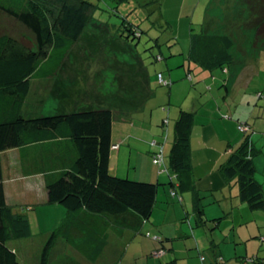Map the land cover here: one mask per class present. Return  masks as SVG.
<instances>
[{
    "label": "crops",
    "instance_id": "1",
    "mask_svg": "<svg viewBox=\"0 0 264 264\" xmlns=\"http://www.w3.org/2000/svg\"><path fill=\"white\" fill-rule=\"evenodd\" d=\"M201 1L159 0L157 12L161 24L174 25L176 31L171 28V33L175 38L188 40L192 28L188 14H191ZM211 1H206L205 5H210ZM183 19L185 21H182ZM180 43L183 45V42ZM115 44L123 45L127 51L133 49L126 42L119 41ZM186 50L188 46L187 42H184L182 53L177 55H184L185 60ZM69 51L71 52V49ZM70 52L58 69L64 82L62 79L57 81L53 79L48 96L54 91L57 95L71 100L70 96L74 92L63 89L66 86L64 84L66 79L71 77L66 71L73 67L70 68L67 63ZM253 53L254 49L247 55L251 58L250 54ZM171 56L174 55L168 57ZM246 58L241 60L244 61ZM184 60L171 57L165 60L164 67L161 66L163 69L166 68L163 76L171 81L168 102L167 105H162V109L156 114L153 110L150 111L147 120L132 119L128 115L130 112H136L138 117L144 118L142 113L147 106L146 99L153 93L150 89L151 78L138 60L136 69L145 80V94L139 98L130 97L125 101L121 99L117 108L110 107L121 113V116H116L111 124L108 162L110 173L120 175V172H126L125 176L128 178L158 182L159 186H163V190L160 191L158 187L152 212L140 228L135 231L121 228L119 233L111 230L102 253L95 263L90 264H264V210L252 209L242 201L234 180H228L220 169L221 164L229 160L244 139L243 132L237 129V124L242 122L241 106L244 97L239 98L233 109L231 102H227V97H224L222 102L217 98L212 101L210 97L203 100L205 96L201 95L199 85L198 91L193 90V76L196 75L194 69L202 68L192 61ZM203 70L206 71L202 69L197 74L198 82L208 84L209 90L213 85H220L218 69L216 72H213L216 69L211 70L210 74L204 73ZM227 75L228 78L223 80L225 87L227 83H233L237 76L234 74L231 77L229 71L221 70L219 78ZM208 78L211 80L206 83ZM156 82L158 83L157 76ZM202 88H205L204 85ZM172 89L176 90L174 98H171ZM178 89L185 90L184 95L180 96ZM262 96L261 93H255V103V97H259L257 99L259 100ZM251 100H248L247 104H250ZM256 106L258 105L254 106L251 114L256 110L259 113L256 118L260 121L250 123L246 118L243 122L250 126L249 140L255 167L254 178L260 183L264 196V110L257 109ZM68 110L59 111L63 113L78 109ZM181 110L194 114L190 132L188 174H174L169 170L174 120ZM127 119L129 121L125 122ZM117 121H121L122 126L130 127V130L117 133L114 130ZM155 153L162 155L159 164L152 160ZM58 156L71 159L73 149L70 139L63 137L45 140L2 152L6 203L13 211L25 214L30 226L32 220L36 219L41 220V224L46 225L45 228L51 229L56 224L59 225L68 214L61 205L47 201L45 178L47 174H54L61 166L57 162ZM170 179L173 186L169 183ZM171 190L176 191L175 196L171 195ZM52 212H56V217ZM150 236H158V240L150 239ZM23 241L22 239L10 241L17 255L27 245H24ZM159 248L164 250L161 256L155 254V250ZM105 252L106 254L115 252V256L108 260Z\"/></svg>",
    "mask_w": 264,
    "mask_h": 264
},
{
    "label": "trees",
    "instance_id": "2",
    "mask_svg": "<svg viewBox=\"0 0 264 264\" xmlns=\"http://www.w3.org/2000/svg\"><path fill=\"white\" fill-rule=\"evenodd\" d=\"M144 2L154 9L159 4V0ZM241 3L246 17H251L254 42L264 39V0ZM92 8L89 0H0V14L33 34L30 39L0 30V264H21L10 241L30 236L27 216L13 211L6 203L2 152L8 149L63 137L72 144L71 159L58 156L61 166L45 178L48 203L61 205L68 214L47 234L39 264H48L49 251L57 237L95 263L111 230H138L152 212L158 182L118 177L108 169L111 124L121 113L105 106L42 115L41 108H37L48 95L67 53L82 36ZM206 16L199 32L190 31L185 57L202 69L227 70L233 77L240 65L232 51L233 40L226 33L210 31ZM125 30L128 33L119 34L125 40L141 36L135 25L127 24ZM171 34H167L166 41L175 38ZM155 43L158 45V41ZM165 58L162 53L155 56L160 62H165ZM156 76L158 84L169 87L171 81L162 71ZM159 76L165 83L159 81ZM33 85H38L34 92ZM193 118V112L181 110L174 120V140L169 150L171 173H189ZM239 125H245L247 130H240ZM237 129L244 133V139L220 169L228 180H234L242 201L252 209L264 210L261 185L254 178L250 126L241 122ZM169 183L173 186L171 179ZM152 238L158 240V236ZM159 251L164 252L159 248L155 254ZM63 263L82 264L74 260Z\"/></svg>",
    "mask_w": 264,
    "mask_h": 264
},
{
    "label": "rangeland",
    "instance_id": "3",
    "mask_svg": "<svg viewBox=\"0 0 264 264\" xmlns=\"http://www.w3.org/2000/svg\"><path fill=\"white\" fill-rule=\"evenodd\" d=\"M89 1L93 4L89 15V22L83 32L84 34L82 33V36L71 47V52L69 51L71 54L69 53L67 57V63H69L70 68L73 67L70 71H66V73H70L71 77L66 79L64 83L66 86L63 89L74 92L75 95L71 94V100H68L67 97L57 95L56 92L51 91L49 96L46 95L44 97L45 100L41 106H37V108H41L39 114L53 115L61 113L59 110L69 111L68 109L72 108L80 110L105 107V105L117 108L120 105L119 100L121 99L125 101L130 97L139 98L143 96L146 85H144L145 80L141 72L136 69L138 60L145 67L151 78L150 89L153 93L146 99L147 106L145 112L142 113L144 118L143 116L138 117V113L136 112H130L128 115L132 119L140 118L141 120H147L150 111L153 110L154 114H156L159 109H162V105H167L166 102H168L170 93L169 87L156 82V72L162 71L165 74L166 68H162L164 67V61L161 63L160 61H156L155 56L159 53H162L165 57L173 54L174 56L171 57L184 60V55L177 54L182 53L184 42H187L188 46L189 38L188 40H177L174 38L166 41L167 34H170L172 30L176 31V28L174 25H169V27L164 23L161 24L157 9H154V6L143 5L144 1L148 0H126L122 2H117L116 0ZM206 1L208 0H202L192 13L188 14L190 25H192V33L200 31L201 23L207 13L206 21L211 28L210 31L216 30L226 33L231 37L234 43L232 51L239 60V64H242L238 67L237 76L233 83H227L226 87L223 86V80L228 78V75L219 78L221 70L218 69L217 77L220 85L211 86V90L207 88L208 84L198 82L199 77L197 74L202 69L195 68L196 75L193 76V90L195 92L196 90L198 91L199 85L201 95L205 96L203 100L206 97H210L212 101L217 98L222 102L223 98L227 97V102H231L232 109L238 103L239 98L243 96L241 121H245L246 118L250 123H253L255 120L260 121L256 118L259 116V113L256 110L253 114L251 112L255 105L259 106H256L257 109L264 110V49H262L264 48V39L257 40V44H255L254 28L251 25L252 20L251 17H246L244 14L245 9H243L241 0H212L210 5H205ZM182 15L184 16L185 14L183 13ZM182 21H185V19ZM127 24L135 25L139 28L141 31L139 39L129 38V40H125V38L119 35L121 33H128L125 30V25ZM0 30L18 37L26 35L30 39H33V34L30 31L26 30L20 23L2 14H0ZM119 41L121 43H128L133 49L127 51L123 45L115 44L116 42L119 43ZM156 41H158V45L155 43ZM180 42H183V45ZM252 46H255V48H252ZM253 49L254 53L250 54V58L247 53ZM171 57H168L166 60ZM244 57L247 58L242 61L241 59ZM184 61L187 62V58ZM171 62L173 63V60ZM67 68L69 69V67ZM216 71L217 69L213 72ZM203 72L210 74L208 70H203ZM53 79L56 81L62 79L64 82L60 71L56 73ZM210 80L208 78L206 83ZM202 85H204V89ZM37 86L33 85V92ZM63 89L61 88L62 91H64ZM146 89L148 88L146 87ZM177 92L182 96L185 90L178 89ZM175 93L176 90L172 89L171 98H174ZM255 93L263 94L259 100H257L259 97H255L256 103L254 101ZM248 100H251L250 104H247ZM222 113H224V110ZM128 121L129 119L125 120V122ZM114 126V130L117 133L122 130H130L128 126H122L121 121H117ZM125 173L120 172L121 176L119 174L116 176L127 178ZM159 190H163L162 185L159 186ZM52 213L56 217V212ZM154 216H156V209L154 210ZM40 221L36 219L32 220L30 237L22 239L24 240V245H27H23L22 250L18 252V260L21 264H39L41 250L47 240V234L58 227V224H56L55 227L47 229L45 228L46 225L41 224ZM150 239L145 238V240ZM118 241L120 240L118 239ZM105 256L109 260L115 256V252H109ZM70 260L78 261L82 264L92 263L78 253L74 247L65 244L62 237H57L49 251L48 264H65L63 262Z\"/></svg>",
    "mask_w": 264,
    "mask_h": 264
},
{
    "label": "built area",
    "instance_id": "4",
    "mask_svg": "<svg viewBox=\"0 0 264 264\" xmlns=\"http://www.w3.org/2000/svg\"><path fill=\"white\" fill-rule=\"evenodd\" d=\"M159 75H160V74H159ZM159 81H160L161 83H165V81L162 82L161 76H159ZM239 129H240V130H247V127H246L245 125H239ZM152 160H153V162H154L155 164H159V163H161V160H162V155H161V153H155V154H153V155H152ZM170 193H171L172 196H175V195H176V191H175V190H171ZM154 238H156V236H154ZM161 254H162L161 251L156 252V255H158V256H160ZM201 259H203V256H201Z\"/></svg>",
    "mask_w": 264,
    "mask_h": 264
}]
</instances>
